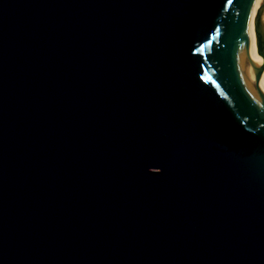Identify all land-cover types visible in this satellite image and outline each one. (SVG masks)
<instances>
[{"label": "water", "instance_id": "95a60500", "mask_svg": "<svg viewBox=\"0 0 264 264\" xmlns=\"http://www.w3.org/2000/svg\"><path fill=\"white\" fill-rule=\"evenodd\" d=\"M252 1L0 0V264H264Z\"/></svg>", "mask_w": 264, "mask_h": 264}, {"label": "bare ground", "instance_id": "6f19581e", "mask_svg": "<svg viewBox=\"0 0 264 264\" xmlns=\"http://www.w3.org/2000/svg\"><path fill=\"white\" fill-rule=\"evenodd\" d=\"M263 2L264 0L252 1L245 23L244 37L246 61L255 82L264 95V61L257 53L255 38V20Z\"/></svg>", "mask_w": 264, "mask_h": 264}]
</instances>
